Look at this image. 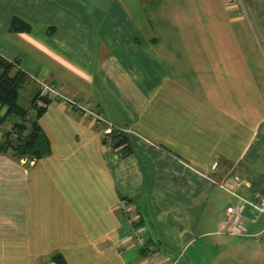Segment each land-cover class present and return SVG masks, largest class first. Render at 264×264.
I'll return each mask as SVG.
<instances>
[{"label": "crops", "instance_id": "0c3cea01", "mask_svg": "<svg viewBox=\"0 0 264 264\" xmlns=\"http://www.w3.org/2000/svg\"><path fill=\"white\" fill-rule=\"evenodd\" d=\"M189 1L183 31L171 0H0V55L92 113L53 94L40 120L49 153L32 167L0 154V264H55L57 252L67 264H200L213 236L237 237L231 262L264 256V216L249 208L251 235L238 237L226 214L233 193L264 195V99L213 43L229 31L194 27L214 18L212 0ZM14 18L30 30L11 32ZM0 119L1 143L21 121L1 105ZM110 131L130 154L105 144Z\"/></svg>", "mask_w": 264, "mask_h": 264}, {"label": "rangeland", "instance_id": "374dc122", "mask_svg": "<svg viewBox=\"0 0 264 264\" xmlns=\"http://www.w3.org/2000/svg\"><path fill=\"white\" fill-rule=\"evenodd\" d=\"M173 1L172 6L175 7L177 10L178 8L182 9V12L180 14H177L178 17V22L177 26L181 28V30L185 31L190 29V27L187 24H190V20L188 19V12L190 11V7L192 8V3L190 4L189 0H171ZM200 3V2H199ZM197 3V4H199ZM226 0L221 2V0H212L210 1L211 6L214 5L216 6L214 13V18L211 19H203L202 21L196 20L194 21V27L199 28L202 24V28L208 27L210 31H217L221 30L222 33L225 31H229L227 34H216L215 37L213 38L214 41L213 43L217 42L220 43L221 40H224V45H228V51L225 53L226 55H229V60L238 62V71H240L238 74L241 78L242 81H245L248 79L249 80H254L255 84L251 86V90L255 91V93L260 97V99H264V0H240L238 3H234L232 0H230V3L226 5ZM201 5V4H200ZM227 8H232L231 12L228 13L226 11ZM180 9V10H181ZM204 9V6H200L197 11L202 12ZM188 11V12H187ZM234 16L237 18V20H231L230 16ZM181 16V17H179ZM201 27L199 28V30ZM202 33L201 36H198L197 38H204L205 36L211 38L212 35H206L207 33L200 32ZM205 42H208L205 38ZM188 44H190L188 42ZM36 82L37 86H41L42 84L48 85L45 81L43 80H37L36 78L34 79ZM34 85V84H33ZM43 86V85H42ZM50 86V85H48ZM256 87V89L254 88ZM33 88V86L28 87V92L23 95V105H27L29 99L28 93H30ZM259 91H258V90ZM54 94L59 97L60 99L62 98L63 95L54 88ZM65 101L67 103H70L71 107H74L80 114L84 113L80 107H83L84 105H80L75 101H71L68 98H65ZM81 110V111H80ZM264 109L261 107L260 111H263ZM90 113L89 115H91ZM111 135L112 132H108L106 135L105 141H109V147L112 148L111 146ZM122 148V147H121ZM113 149V148H112ZM120 149V148H119ZM123 155H125V151H123V148L119 150ZM11 156L15 157L11 152H9ZM9 153H6L8 155ZM44 158V157H43ZM42 158V159H43ZM18 161H21L25 167H32L33 164L36 162L42 160H36V159H30L27 157L24 158H18L15 157ZM139 216L133 217L134 219L132 220L134 224V230H137L141 232L146 233L148 230L147 227H136V221H138ZM139 234V237L137 239V247H141L144 243V240L146 237H144V233L141 235ZM217 238H220L218 236H213L211 239L213 240L211 243H206L204 245L205 247L202 249L200 246V243L198 244L199 250H197L198 254L202 256L203 259H200L199 262L200 264H240V257L239 260H234L231 262V260H227L226 258L229 256L231 251H237V245L234 243L238 240L236 239L237 237H227L223 238V240L218 239L219 241H216ZM210 239V238H209ZM251 246V245H250ZM253 247V246H251ZM262 247V246H261ZM194 249H197L194 247ZM236 249V250H235ZM246 249L249 251L251 255L255 254L254 249L249 250V246L246 247ZM257 250V249H256ZM193 251V250H191ZM238 251H243L242 248ZM258 252H263L264 253V247L261 249L257 250ZM245 252V250H244ZM247 252V251H246ZM59 254L54 253L51 254L47 260L49 263L53 262L52 258ZM225 255V256H223ZM250 256V255H249ZM244 259V264H264V256L263 257H256V259ZM149 264H157V260L155 259H150ZM172 262L169 260V263ZM56 264V262H53Z\"/></svg>", "mask_w": 264, "mask_h": 264}, {"label": "trees", "instance_id": "16d2710c", "mask_svg": "<svg viewBox=\"0 0 264 264\" xmlns=\"http://www.w3.org/2000/svg\"><path fill=\"white\" fill-rule=\"evenodd\" d=\"M30 30V26L21 19L14 18L11 22V32H23ZM34 84V85H33ZM33 86L28 93L30 101L25 106L22 104L23 95L28 92V87ZM51 104V98L42 95L39 86L22 71L15 63H12L0 55V105L7 106L8 114L20 119V123L12 129L3 131L0 143V154L11 152L18 158L42 159L50 151V143L45 135L40 120L45 115ZM4 121L0 119V128ZM109 141H105V144ZM113 149L123 148L126 154H130L129 138L126 134L113 131L111 135ZM138 228L147 227L145 214L139 211ZM152 240V239H151ZM153 241V240H152ZM147 244L144 246L146 247ZM56 264H67L62 254L52 258Z\"/></svg>", "mask_w": 264, "mask_h": 264}, {"label": "built area", "instance_id": "2783aa9c", "mask_svg": "<svg viewBox=\"0 0 264 264\" xmlns=\"http://www.w3.org/2000/svg\"><path fill=\"white\" fill-rule=\"evenodd\" d=\"M232 1L234 3H238L240 0H232ZM42 85L40 86L42 95L51 98L52 95L54 94L53 92L54 88L45 84ZM80 109L84 113H88V114L91 113V111H89V108L87 106L80 107ZM217 166L218 164L215 163L213 165V169L215 170ZM236 182L238 186L242 184V181L241 182L236 181ZM233 194L235 195V197L238 198L239 201L236 205L230 206L226 210V214L228 217L227 228H229L227 231L229 234L233 236H238V237L250 236L251 234H249L244 224L245 220L247 219L246 212L249 208H251L255 212L254 219L252 221H257L261 216H264V195L256 194L253 199H246L236 195L235 193Z\"/></svg>", "mask_w": 264, "mask_h": 264}]
</instances>
